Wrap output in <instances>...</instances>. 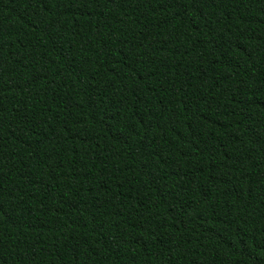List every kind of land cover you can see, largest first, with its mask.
Wrapping results in <instances>:
<instances>
[{
	"label": "trees",
	"instance_id": "obj_1",
	"mask_svg": "<svg viewBox=\"0 0 264 264\" xmlns=\"http://www.w3.org/2000/svg\"><path fill=\"white\" fill-rule=\"evenodd\" d=\"M0 264H264V0H0Z\"/></svg>",
	"mask_w": 264,
	"mask_h": 264
}]
</instances>
